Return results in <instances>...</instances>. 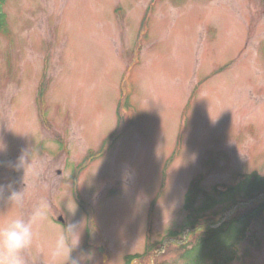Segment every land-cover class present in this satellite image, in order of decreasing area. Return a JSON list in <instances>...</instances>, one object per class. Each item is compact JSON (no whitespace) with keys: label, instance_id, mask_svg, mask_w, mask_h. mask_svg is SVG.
<instances>
[{"label":"rangeland","instance_id":"1","mask_svg":"<svg viewBox=\"0 0 264 264\" xmlns=\"http://www.w3.org/2000/svg\"><path fill=\"white\" fill-rule=\"evenodd\" d=\"M0 21V231L31 225L24 264H192L220 244L145 254L187 222L194 180L220 217L225 187L264 174V0H3ZM247 237L228 264H264V213Z\"/></svg>","mask_w":264,"mask_h":264},{"label":"trees","instance_id":"2","mask_svg":"<svg viewBox=\"0 0 264 264\" xmlns=\"http://www.w3.org/2000/svg\"><path fill=\"white\" fill-rule=\"evenodd\" d=\"M2 2L3 0H0V3ZM1 24L0 21V26ZM198 183V180H194L185 194L187 210L185 225L179 231H171L157 246L156 243H148L145 254L152 250L158 251L157 254L163 252L164 247L160 246L164 242H180L181 239L180 246H186L183 243L189 241L188 237L193 233L196 236H192L187 251L211 241H219L220 244H216L215 247L203 253L200 261L192 264H228L233 260L237 250L236 243L247 237L251 223L259 220L264 213V174L258 172L245 174L234 185L225 187L224 192L229 196V201L221 209L220 217H218L219 212L201 214L215 204V201L208 196L203 203V208L195 209L200 195ZM138 257L140 255H131L126 260L131 264ZM186 264H189V261H186Z\"/></svg>","mask_w":264,"mask_h":264},{"label":"clouds","instance_id":"3","mask_svg":"<svg viewBox=\"0 0 264 264\" xmlns=\"http://www.w3.org/2000/svg\"><path fill=\"white\" fill-rule=\"evenodd\" d=\"M3 185H0L2 188ZM10 199H18V194L13 192ZM46 207V205H43ZM45 214L37 211L33 217L35 222L37 218H43ZM0 264H24V260L18 255L20 250L31 245L33 241V230L31 225L25 224L21 219L14 220L6 231H0ZM67 248L62 235L57 237L54 255H60ZM73 264H76L74 261Z\"/></svg>","mask_w":264,"mask_h":264}]
</instances>
